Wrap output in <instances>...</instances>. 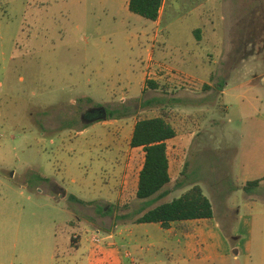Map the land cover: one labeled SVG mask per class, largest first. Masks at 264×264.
I'll return each instance as SVG.
<instances>
[{"label": "rangeland", "instance_id": "374dc122", "mask_svg": "<svg viewBox=\"0 0 264 264\" xmlns=\"http://www.w3.org/2000/svg\"><path fill=\"white\" fill-rule=\"evenodd\" d=\"M251 1L235 10V0L225 8L222 0H207L205 14L194 4L189 12H168L156 29L119 0H0V264H83L101 246L98 227L131 222L149 207L134 196L142 151L129 148L133 125L163 110L182 129L170 109L171 74L193 73L219 89L220 71H264V30L256 33L255 56L237 62L234 53L244 35L237 23ZM252 3L264 13V0ZM146 61L152 67L143 70ZM192 77L183 76L184 99L195 91L205 98L206 84L196 89ZM153 97L157 104H142ZM205 102L212 104L206 116L220 121L217 145L232 115L221 112L216 96ZM182 105L183 113L204 109ZM98 106L116 113L105 120L84 115ZM50 113L56 116L48 122ZM206 136L197 138L203 143ZM216 154L208 161L230 166L228 156ZM127 212L129 218H115ZM142 226L134 227L137 239ZM95 232L98 244L90 241ZM73 234L80 241L75 247L72 239L71 248Z\"/></svg>", "mask_w": 264, "mask_h": 264}, {"label": "crops", "instance_id": "0c3cea01", "mask_svg": "<svg viewBox=\"0 0 264 264\" xmlns=\"http://www.w3.org/2000/svg\"><path fill=\"white\" fill-rule=\"evenodd\" d=\"M119 1L128 8L129 0ZM206 1L163 0L157 19L151 21L157 29L169 19L168 12L176 14L189 12L194 4L196 10L202 8L205 14L203 9ZM226 1L222 0L224 8ZM241 1L235 0V10L241 5ZM251 5L243 7L241 12L245 13L252 7ZM161 28L166 29V26ZM154 34H157V30ZM252 42L246 43L247 49H251L254 44ZM251 52L246 58L257 54L256 50ZM262 59L264 60V52ZM149 67H152V63L146 61L143 70H148ZM218 75L225 78L224 85L219 89L216 88V83L214 85L193 73L177 76L171 74L169 77L170 109L178 113V119L183 121V127L181 130L176 129L170 119L175 129L174 137L166 141L170 181L164 187L165 195L161 198L155 196L156 201L148 207L170 201L197 183L210 200L212 217L172 221L167 228H162L158 223L132 221L123 222L115 228L98 227L104 232L101 246L97 249L96 255L92 256L89 252L83 264H264V71L259 73L249 71L242 74L237 71H220ZM183 76H193L196 89L198 83L206 84L204 87L208 90L205 98L198 99L200 91H195L185 100L183 97L185 92L179 88ZM234 76L240 80L232 85L229 79ZM213 96L221 99L222 103H219L221 112L225 116L232 115L227 117L228 125L220 127L222 135L217 145L212 143L216 137L213 129L220 126V121L206 116V113H210L208 110L212 104L205 101ZM154 98L158 103L160 99L153 97L144 98L142 104ZM183 103L199 104L204 109L197 110L193 106L183 113ZM48 115V122L56 116L55 113ZM201 131L208 135L203 143L197 138ZM228 132L230 139L227 137ZM133 149L142 151L139 147ZM129 152L130 150L127 151L124 173L129 172ZM214 152L219 153L216 157L228 156L230 166H224L218 160L208 161V153ZM141 154L136 185L143 162V151ZM254 180L259 181L257 185L244 188L248 181ZM226 181L231 183L228 184ZM138 224L144 225L139 232L141 239H137L134 230ZM79 238L76 239L75 247L80 241ZM71 242L70 240L72 248ZM131 247L137 252L136 257Z\"/></svg>", "mask_w": 264, "mask_h": 264}, {"label": "trees", "instance_id": "16d2710c", "mask_svg": "<svg viewBox=\"0 0 264 264\" xmlns=\"http://www.w3.org/2000/svg\"><path fill=\"white\" fill-rule=\"evenodd\" d=\"M163 0H129L128 9L141 17L149 20H156L159 8ZM252 4V5H251ZM252 7L243 13L241 21L237 23L238 29L244 34L241 45L234 48L237 62L246 58L253 51L256 43V33L264 30V22L257 24L260 16L264 19V13L256 7ZM260 20H262L260 18ZM253 41V42H252ZM240 42V41H239ZM254 43L251 49L246 48V43ZM147 85L152 88L156 83L148 81ZM157 99H152L146 104H156ZM116 111H109L107 118H112ZM175 135V129L170 122L167 112L163 110L155 116L139 118L135 121L129 145L133 148H141L144 154L142 166L138 172L137 185L134 196L137 199L149 201V205L154 203L155 196L161 198L165 195L164 187L170 181L168 168V156L166 141ZM258 180L248 181L244 188L255 186ZM182 185L178 183V185ZM110 211V209H108ZM212 205L208 197L203 193L202 188L197 183L184 191L180 196L170 201H165L146 209L132 219L133 223H158L162 228H167L172 221L187 219H202L212 217ZM130 214H116L118 220L129 218ZM72 241V237H71Z\"/></svg>", "mask_w": 264, "mask_h": 264}, {"label": "flooded vegetation", "instance_id": "af4514ba", "mask_svg": "<svg viewBox=\"0 0 264 264\" xmlns=\"http://www.w3.org/2000/svg\"><path fill=\"white\" fill-rule=\"evenodd\" d=\"M94 112L97 113V115L96 116H93L92 119H90V120L97 119V118L103 116L104 113L106 114V118H107V111L102 106L91 107V108H89V109L86 110V112L84 113V115L85 114H92ZM87 120H89V119H87Z\"/></svg>", "mask_w": 264, "mask_h": 264}, {"label": "built area", "instance_id": "2783aa9c", "mask_svg": "<svg viewBox=\"0 0 264 264\" xmlns=\"http://www.w3.org/2000/svg\"><path fill=\"white\" fill-rule=\"evenodd\" d=\"M77 237H78L77 234H73V235H72V239H73V240H76ZM100 240H101V238L99 237V235H98L97 232L93 233V234L91 235V237H90V241H91L92 243H97V244H98V243L101 242Z\"/></svg>", "mask_w": 264, "mask_h": 264}, {"label": "water", "instance_id": "95a60500", "mask_svg": "<svg viewBox=\"0 0 264 264\" xmlns=\"http://www.w3.org/2000/svg\"><path fill=\"white\" fill-rule=\"evenodd\" d=\"M97 119H106V114L104 113L103 116H101V117H99V118H97Z\"/></svg>", "mask_w": 264, "mask_h": 264}]
</instances>
